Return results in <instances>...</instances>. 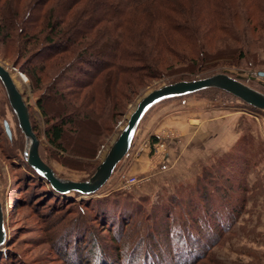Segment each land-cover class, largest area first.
I'll return each mask as SVG.
<instances>
[{
	"label": "trees",
	"instance_id": "trees-1",
	"mask_svg": "<svg viewBox=\"0 0 264 264\" xmlns=\"http://www.w3.org/2000/svg\"><path fill=\"white\" fill-rule=\"evenodd\" d=\"M263 41L264 0H0L1 56L29 78L46 119L52 150L39 145V155L52 169L51 159L70 170L87 171L84 179L69 178L76 182L90 180L101 163L74 156L94 159L127 104L153 80L163 78L167 69L189 65L196 73L244 59L245 53L256 58L251 50L258 51ZM218 74L227 73L168 84ZM207 92L237 98L220 88L187 96ZM187 96L155 104L142 119L155 106ZM85 132L89 145L79 144V134ZM6 134L11 140L12 134ZM152 138L153 143L159 141ZM22 163L26 170L18 187H27L28 200H36L40 209V203L50 202L43 214H51L49 225L62 226L56 232L64 234L56 242L66 264L215 263L213 247L231 231L243 209L222 198L221 186L197 205L205 214L201 218L186 212L187 218L174 221V211L161 207L140 222L141 211L135 210L139 207L121 193L98 196L102 187L87 197L60 194L25 157ZM217 192L220 199L214 197ZM15 255L4 252L0 262L20 264Z\"/></svg>",
	"mask_w": 264,
	"mask_h": 264
},
{
	"label": "rangeland",
	"instance_id": "rangeland-1",
	"mask_svg": "<svg viewBox=\"0 0 264 264\" xmlns=\"http://www.w3.org/2000/svg\"><path fill=\"white\" fill-rule=\"evenodd\" d=\"M251 52H257L256 58L245 53L244 59L239 57V60L221 62L196 73L190 71L189 65L179 70L167 69L163 78L153 80L140 90L133 102L127 104L124 114L99 144L94 159H86L83 155L73 156L82 162L102 163L141 98L177 80L227 73L229 77L264 94V78L256 73L264 71V41L258 51L253 48ZM0 63L11 72L30 108L38 131L39 145L50 150L46 138V119L37 105L39 94L33 90L29 78L13 65L11 59L3 58L1 53ZM181 99H188L191 104L185 109L200 114L196 118L199 122L185 130L174 125L161 126L157 130L161 140L153 143L152 136L148 137L142 131L145 124L158 111L165 114L168 105L172 104L169 109L178 106L176 104ZM4 121L9 123L11 140L5 132ZM186 124L190 123L186 121ZM241 140L251 144H241ZM80 143L88 144V133L79 134ZM28 146L17 115L11 109L7 91L0 82V207L6 234L5 243L0 246V258L9 251L10 254H18L20 264H66L56 242L64 234V231L61 235L56 232L62 226L56 228L49 225L51 214H43L49 209L45 204L50 202L40 203V209L39 203L35 205L36 200H28L25 193L27 187H18L22 184L21 173L26 170L22 160ZM145 151L150 153L152 167L144 172L135 171V174L127 172V167L133 166ZM50 162L60 178L81 180L88 176L87 171L70 170L53 159ZM131 178L137 180L129 186L127 181ZM221 186L225 191L222 193L225 197L222 195V198H228L229 205L237 203L243 209L231 231L213 247L212 259L215 263L206 261L200 264H264V110L253 109L227 94L207 92L172 99L155 106L141 120L129 153L117 165L98 196L113 197L121 193L139 207L135 210L141 211L138 213L140 222L145 216L156 214L157 208L161 207L174 211H171L173 217L175 215L174 221H182L187 218L186 212L190 216H205L204 212L196 210L197 205L204 200L207 192ZM220 194L217 192L214 197L220 199ZM59 214L52 218L56 219ZM164 222L161 219V223ZM223 222L228 224L229 220L224 218ZM141 227L143 233L146 225Z\"/></svg>",
	"mask_w": 264,
	"mask_h": 264
},
{
	"label": "water",
	"instance_id": "water-1",
	"mask_svg": "<svg viewBox=\"0 0 264 264\" xmlns=\"http://www.w3.org/2000/svg\"><path fill=\"white\" fill-rule=\"evenodd\" d=\"M264 78V71L257 73ZM0 80L3 83L9 98L10 105L17 115L19 126L24 133L28 147L24 153L28 164L43 178L52 188L60 194L77 192L82 197L97 193L111 178L117 165L129 153L139 124L145 113L155 104L169 98L187 96L208 88H220L236 96L245 103L264 110V94L241 83L226 74H218L212 77L194 81H181L164 85L146 94L128 118L127 124L117 140L113 143L108 154L97 168L94 176L83 182H76L60 178L55 171L48 166L39 155V140L35 135L31 122L28 105L18 89L11 72L0 63ZM5 129L11 136L8 122ZM4 216L0 207V246L5 243Z\"/></svg>",
	"mask_w": 264,
	"mask_h": 264
},
{
	"label": "crops",
	"instance_id": "crops-1",
	"mask_svg": "<svg viewBox=\"0 0 264 264\" xmlns=\"http://www.w3.org/2000/svg\"><path fill=\"white\" fill-rule=\"evenodd\" d=\"M171 105L172 104L167 106L168 108L167 112L172 110L171 113H169V115H167V112L163 114V111L160 112L158 111L153 115L150 121L147 122V124H145V127L142 130L144 131L145 135H147L148 137L155 136L161 139L158 132L161 126L174 125L182 130H185L186 127L188 128L192 126V124L199 122V120L196 119L200 117L199 113L197 114V112L195 111L193 113L190 111V109L189 110L185 109L187 105H191L189 104L188 99L178 100V103L176 104L178 106L176 107L172 106V109H169ZM174 108H178V109H174ZM186 121H188L190 124H186ZM149 155L150 153L148 151H145L142 157L138 161H136L134 165L132 164L133 166L127 167V172L130 171L131 174H135V171L138 173L149 170L150 167H152V163H153V161L149 159Z\"/></svg>",
	"mask_w": 264,
	"mask_h": 264
},
{
	"label": "built area",
	"instance_id": "built-area-1",
	"mask_svg": "<svg viewBox=\"0 0 264 264\" xmlns=\"http://www.w3.org/2000/svg\"><path fill=\"white\" fill-rule=\"evenodd\" d=\"M159 140H161V139H159ZM136 180H137L136 178H131L129 181H127V185L129 184V186H130V185L136 183Z\"/></svg>",
	"mask_w": 264,
	"mask_h": 264
},
{
	"label": "bare ground",
	"instance_id": "bare-ground-1",
	"mask_svg": "<svg viewBox=\"0 0 264 264\" xmlns=\"http://www.w3.org/2000/svg\"><path fill=\"white\" fill-rule=\"evenodd\" d=\"M153 152V151H152Z\"/></svg>",
	"mask_w": 264,
	"mask_h": 264
}]
</instances>
